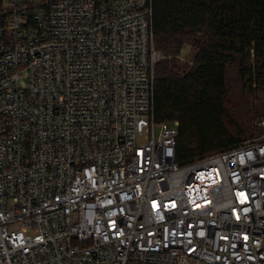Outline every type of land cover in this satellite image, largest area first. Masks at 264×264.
Segmentation results:
<instances>
[{
  "label": "built area",
  "instance_id": "1",
  "mask_svg": "<svg viewBox=\"0 0 264 264\" xmlns=\"http://www.w3.org/2000/svg\"><path fill=\"white\" fill-rule=\"evenodd\" d=\"M153 15L0 0V264H264V134L177 160Z\"/></svg>",
  "mask_w": 264,
  "mask_h": 264
},
{
  "label": "trees",
  "instance_id": "2",
  "mask_svg": "<svg viewBox=\"0 0 264 264\" xmlns=\"http://www.w3.org/2000/svg\"><path fill=\"white\" fill-rule=\"evenodd\" d=\"M155 114L179 121L177 160L189 163L261 135L233 119L231 74L264 117V0H153ZM189 43L191 63L180 60Z\"/></svg>",
  "mask_w": 264,
  "mask_h": 264
},
{
  "label": "rangeland",
  "instance_id": "3",
  "mask_svg": "<svg viewBox=\"0 0 264 264\" xmlns=\"http://www.w3.org/2000/svg\"><path fill=\"white\" fill-rule=\"evenodd\" d=\"M195 53V47L192 43H189L183 49L180 60L191 63ZM230 77L232 82L230 95L235 101L232 121H237L242 125L251 123L253 127L255 126V128L262 132L261 135L264 134V126L260 124L261 122L263 123L264 117L260 118L257 116L254 100L242 89V85L235 73H232Z\"/></svg>",
  "mask_w": 264,
  "mask_h": 264
}]
</instances>
